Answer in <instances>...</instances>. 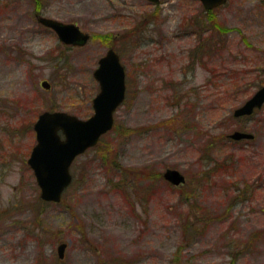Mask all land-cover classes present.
<instances>
[{
	"label": "rangeland",
	"instance_id": "rangeland-1",
	"mask_svg": "<svg viewBox=\"0 0 264 264\" xmlns=\"http://www.w3.org/2000/svg\"><path fill=\"white\" fill-rule=\"evenodd\" d=\"M214 12L229 32L199 0H0V264H264V107L233 113L264 85V0ZM38 13L92 38L66 44ZM110 47L126 100L62 200L45 201L28 163L34 123L46 110L90 117ZM169 167L186 183L166 180Z\"/></svg>",
	"mask_w": 264,
	"mask_h": 264
},
{
	"label": "water",
	"instance_id": "water-1",
	"mask_svg": "<svg viewBox=\"0 0 264 264\" xmlns=\"http://www.w3.org/2000/svg\"><path fill=\"white\" fill-rule=\"evenodd\" d=\"M159 2L160 0H152ZM207 10L219 7L227 0H200ZM38 21L53 29L59 39L66 44L85 45L90 34L83 31L74 22L37 14ZM99 81L100 90L93 99L94 113L88 118H81L63 110H46L39 114L34 129L37 143L33 147L28 163L34 170L37 182L41 187V198L45 201L60 202L64 190L71 184L73 175L71 164L74 159L89 147L95 146L101 136L111 130L115 122V112L126 97V69L120 55L110 48L99 60L94 71ZM42 86L50 87L47 80ZM264 105V85H262L243 104L235 108L234 116L251 115ZM231 138L252 139L254 133L235 130ZM164 178L173 185H182L186 176L176 168H167ZM67 243L58 247L59 256L64 257Z\"/></svg>",
	"mask_w": 264,
	"mask_h": 264
},
{
	"label": "trees",
	"instance_id": "trees-1",
	"mask_svg": "<svg viewBox=\"0 0 264 264\" xmlns=\"http://www.w3.org/2000/svg\"><path fill=\"white\" fill-rule=\"evenodd\" d=\"M207 19L211 22V24H212V26L214 27V28H216V29H218L219 31H221L222 33H224V32H229L230 31V29L229 28H227V27H225V26H223L221 23H219L218 21H217V16H216V14H215V12L214 11H208L207 13ZM143 26V25H142ZM144 27V26H143ZM143 27H141L140 26V24H137L136 25V28H135V30L132 32V33H127L124 37L125 38H129V36H131V35H133L134 33H137L138 31H140L141 30V28H143ZM96 36L97 37H102V38H104V39H108V37L106 36V35H104V34H96ZM244 38V40L246 41V38L245 37H243ZM212 47V46H211ZM200 48H201V50H202V52H205L206 54H209L210 52H209V49H210V47L208 48V46H204V45H202V46H200ZM208 48V49H207ZM199 49V48H198ZM232 77L230 76V77H225V79H224V81H225V83H229L230 82V79H231ZM238 80V79H237ZM238 84V83H237ZM222 85H224V83H222L221 84V86ZM236 87H239L238 85H236V84H234ZM232 258H235L234 256L232 257ZM237 258V257H236ZM236 258H235V260H236ZM235 260L233 259L232 261H231V264H234L235 263Z\"/></svg>",
	"mask_w": 264,
	"mask_h": 264
}]
</instances>
